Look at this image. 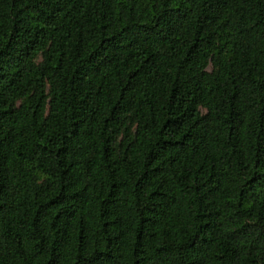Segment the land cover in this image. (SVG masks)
I'll use <instances>...</instances> for the list:
<instances>
[{"label": "trees", "instance_id": "obj_1", "mask_svg": "<svg viewBox=\"0 0 264 264\" xmlns=\"http://www.w3.org/2000/svg\"><path fill=\"white\" fill-rule=\"evenodd\" d=\"M0 264H264V0H0Z\"/></svg>", "mask_w": 264, "mask_h": 264}]
</instances>
